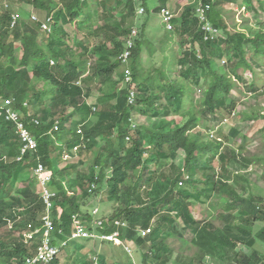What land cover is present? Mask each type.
<instances>
[{
	"label": "trees",
	"instance_id": "16d2710c",
	"mask_svg": "<svg viewBox=\"0 0 264 264\" xmlns=\"http://www.w3.org/2000/svg\"><path fill=\"white\" fill-rule=\"evenodd\" d=\"M16 1L52 18V27L51 34L43 31L24 12L11 28L16 12L8 11L9 4L5 10L0 7V231L9 227L7 233H0V264H25L41 245L45 205L34 190L39 180L32 177L39 164L51 174V243L67 240L76 223L92 235L83 241L94 239L111 249L107 256L94 245L91 262L71 264H106L107 260L135 264L131 246L139 252L140 264H204L208 257L220 264H263L264 253L256 242L264 243V228L255 235L254 227L264 225V197L247 188L245 172L257 161L263 164L264 158L248 157L244 143L236 148L226 144L240 136L237 130L230 129L225 140H210L209 128L200 125L219 110L234 113L236 102L229 95L242 80L239 70L254 75V67L259 66L264 73V24L257 31L244 27L245 32L231 33L222 11L231 0H217L206 14L217 35L205 40L196 2L189 0L179 26L173 19L170 33L178 34L191 51H184L182 58L171 53L167 66L159 60L145 68L143 29L150 15L159 14L169 0H158L159 5L151 7L152 0ZM254 1L245 0L249 11L264 14V0H258V8ZM140 7L145 10L144 24L129 49V88L137 92L135 104L130 105L128 87L120 88L125 66L119 57ZM24 15L28 21H23ZM64 25H73L81 38H74V33L70 40ZM82 53L88 57L84 59ZM89 56L96 57L92 65ZM174 74L177 78L170 80L168 75ZM195 87L202 89L196 102ZM91 98L94 102L88 103ZM8 100L13 103L7 104ZM7 109L16 113L36 141L35 152L21 155L23 144L17 126L6 119ZM259 112L253 117L243 115L244 120L264 119ZM136 116L157 124L131 128L136 124L131 118ZM170 116L180 117L182 123L168 120ZM65 154L70 160L76 158V163L63 160ZM86 154L92 158L84 160ZM178 154L181 168L173 164ZM62 161L68 162L56 171ZM86 161L91 166L87 173L78 167L87 166ZM107 183V199L114 207L121 202L122 207L97 218L92 214L95 207L90 212L84 207ZM215 196L223 221L220 228L195 219L191 212L192 206ZM146 230L150 232L142 236ZM184 232L197 250L186 257L179 253L170 262L175 252L167 239ZM115 234L119 246L101 239ZM58 258L51 264H60Z\"/></svg>",
	"mask_w": 264,
	"mask_h": 264
},
{
	"label": "rangeland",
	"instance_id": "374dc122",
	"mask_svg": "<svg viewBox=\"0 0 264 264\" xmlns=\"http://www.w3.org/2000/svg\"><path fill=\"white\" fill-rule=\"evenodd\" d=\"M189 0H169L167 6L169 7L172 15L175 16L176 19V25L179 26L180 22V16L181 12L183 11V8L186 7V3ZM7 3V4H6ZM9 4L8 11L16 12L14 14H19L20 17H22V10H26V12L29 13V7L26 4H22L21 1L16 0H0V7L4 9L5 5ZM158 0H152L150 2L151 6L158 5ZM253 5L255 7H259V2L254 1ZM25 7V8H24ZM27 7V9H26ZM245 5V0H231L230 3H226L222 7V11L224 10L226 12V21L228 24L229 31L233 33L234 31L239 32H245L244 27L249 28L252 31H257L262 24H264V14L261 11H258L257 13H254L252 11H249V9ZM5 10V9H4ZM20 12V13H19ZM34 12V11H33ZM40 20L45 21L47 19L46 14H42L39 16ZM116 18H119V16H116ZM150 21L147 23L145 28L143 29V38L145 40V48L142 53L141 59H142V66L145 68L151 67L152 64L156 61H161L162 65L167 66L168 60H170V54L172 53L176 58H182V56L185 54L184 51H187L189 53V50L192 48L190 45L184 44L182 40H180V36L178 34L171 33L172 31H166L161 23V20L159 18V15L156 13L154 15H150ZM21 19V18H20ZM136 26L134 28V35L139 33L140 26L143 27L144 24V18L137 17ZM28 21V16L24 15L23 21ZM256 22H259L256 24ZM64 31L65 34L68 35L69 39L71 40V37L74 35V38H78V40L81 38L80 35L76 34V31L74 30L73 25H64ZM135 37V36H134ZM170 40V41H169ZM126 41V40H125ZM151 47V50L149 48ZM126 49V45H125ZM196 50V49H195ZM191 51V50H190ZM82 57L85 59L87 58L86 53L81 54ZM89 62L91 65L94 63L96 57L89 56ZM224 61H227V57L223 58ZM217 64L221 65L222 62L216 61ZM129 65V63H128ZM254 67V65H253ZM255 68V74H251L250 71H241L239 70V75L241 76V81L238 82L236 85L237 88L233 89L229 95L230 100H234L236 102V107L234 109V113L229 114L226 111L219 110L215 115H207L205 117V121L202 122L200 125L202 128H209L208 129V135L209 139L212 140L214 138H220L221 140H225V136L228 135V132L230 129H235L240 133V136L234 139H229L226 144H231L230 146H233L234 148L238 147V145L244 143L247 156L250 158L255 159H263L264 158V119H260L258 121H245L243 115H251L252 117L255 116V114L258 115L260 113L259 111H262L261 113L264 114V73L263 69L259 66L254 67ZM176 70H179V66L176 65ZM170 80L177 78V74L174 75H168ZM235 82V80H234ZM204 88V85H200ZM120 88L126 89V86L122 83L120 85ZM197 88L194 92V101H198L201 98V88ZM254 88V90H252ZM135 89V88H133ZM94 102V100L89 99L87 101ZM166 104V103H165ZM167 105V104H166ZM131 119H134L136 124H131V128H134L135 125H145V126H154L156 125L155 120H151L148 118H141L139 116L132 117ZM168 120H173L177 124L182 123V119L180 117L176 116H170ZM133 122V123H134ZM68 126V125H66ZM263 130V131H262ZM211 136V138H210ZM100 142V146H101ZM6 153V151L4 150ZM179 158L174 161L173 164H175L178 168L182 167V157H180L181 154H178ZM69 158L66 154L64 155V159ZM84 160L92 158V155L86 154L84 157ZM69 163L73 162L76 163L77 159L72 158ZM68 161H62V165L55 167L54 169L57 171L60 168L64 166V164ZM87 166L81 167L78 166L79 169H81L84 172H88L90 169V164L88 161H86ZM214 166H216V169H218L217 163L214 162ZM233 171H237L236 169H233ZM240 173V172H239ZM247 176H249V184L247 185V188H254V193L252 194H260L264 197V163L262 164V161H257V163L253 164L248 171L245 172ZM34 176V173H32V177ZM26 176L25 178H27ZM187 179V175L184 174L183 176V187L187 188V184L185 183V180ZM110 187V184H103L101 187V190H99L98 194L96 196H93L87 205V207H84V211L90 212L93 207L97 208L95 209V212L97 214V218L104 216V215H111L114 213V210L117 208L122 207L121 202L114 207L112 203L107 199L105 191L107 188ZM34 190L37 194H41L42 187L39 184V182L36 183L34 186ZM48 190V189H47ZM190 190V188H189ZM77 191V190H76ZM125 199L124 192L122 193L121 201ZM219 198L213 197L210 202L202 201L201 204H195L191 207L192 215L195 219L199 221H210L212 224L220 228L223 226V221L220 219V204H219ZM86 227V226H85ZM9 227L5 228L4 230L0 231V233H7ZM264 228L263 224H256L254 227V233L259 234L262 229ZM86 229H88L86 227ZM190 234L189 233H181V234H174L171 237L167 239L168 245L171 246L172 250L175 252L174 256L172 257V260L170 262L175 261V256L177 254H181L183 256H191L194 255L196 252V248L193 247L190 242ZM85 240V239H83ZM82 239L73 240L68 244L66 248H62L60 256L58 258L60 264H71V262H79L82 263L84 260H89L91 262V251L93 250L94 245L96 246V250L98 253H105L107 256L111 255V249L108 245L102 244L99 241H95L94 239L90 241H83ZM188 242V245L187 243ZM256 247L264 253V243L261 241L256 242ZM131 257L133 261L136 264H140L141 262V256L137 249L133 246H131ZM246 250L245 248H241V251ZM250 253L247 251V254ZM97 255L98 257L100 256ZM110 258V257H109ZM108 258V259H109ZM96 262L99 263V260ZM218 262H213L209 257L204 260V264H216ZM234 263V262H233ZM106 264H112L110 260H107ZM220 264V262L218 263ZM221 264H230V262H223Z\"/></svg>",
	"mask_w": 264,
	"mask_h": 264
},
{
	"label": "built area",
	"instance_id": "2783aa9c",
	"mask_svg": "<svg viewBox=\"0 0 264 264\" xmlns=\"http://www.w3.org/2000/svg\"><path fill=\"white\" fill-rule=\"evenodd\" d=\"M84 1V0H81ZM131 1V0H127ZM194 0L193 2H196V15L199 21V24L201 26L202 32L206 35L205 40L209 37L213 38L217 35V30L210 24V22L206 18L207 12L210 11L211 6L213 3H216L217 0H206L205 2L203 0ZM8 6H5L7 8ZM145 10L144 8L140 7L136 9V17L144 15ZM19 14H13L11 18V28H14L16 23L20 20ZM159 18L161 20V23L166 31H173V19L175 18L174 15H172L170 9L168 7L161 8L159 13ZM30 19L32 22H37L40 24L41 29L43 31L48 32L51 34V27H52V18L47 17L45 21L40 20L35 14H32L30 16ZM136 35V34H135ZM134 30L131 33L130 36L127 37L125 41L126 49L125 52L119 57L121 59L122 63L124 64V70H123V80L122 83L128 87V103L130 105L135 104L137 92L135 89H130L129 86L132 84V76L131 71L129 70L128 66V60H129V49L134 47ZM13 101H7V104H12ZM6 119L12 121L13 124L17 126V131L19 133V138L21 140V143L23 144V148L21 150V155H23L26 151L29 152H35L37 150V143L34 140V138L26 131L23 124L20 122L18 116L16 113L12 112L11 110H6ZM34 176L39 180V184L42 187L41 192V198L43 201V204L45 205V214L42 218V242L41 245L38 247L37 252L35 255H33L30 258H27L25 260V264H51L55 259H57L60 256L62 248H65L68 246V243H70L73 240L77 239H87L91 238L92 235L86 230L85 226L74 224V227L72 228L70 232V236L67 240L58 242L56 245H53L51 242L52 233H53V223L50 219V210L52 209V197L53 193L50 192L48 189V184L51 180V174L46 171V169L43 167L42 164H39L37 168L34 170ZM48 189V190H47ZM93 215H96L95 210L92 213ZM98 225H100V221L97 222ZM37 232V231H36ZM150 230L142 231L141 235L145 236L146 233H149ZM58 235H62V230L58 231ZM101 239L106 240H112L113 243L117 246L121 245L120 241L116 238V234L112 237H101ZM264 264V262H263Z\"/></svg>",
	"mask_w": 264,
	"mask_h": 264
},
{
	"label": "crops",
	"instance_id": "0c3cea01",
	"mask_svg": "<svg viewBox=\"0 0 264 264\" xmlns=\"http://www.w3.org/2000/svg\"><path fill=\"white\" fill-rule=\"evenodd\" d=\"M6 4H7V3H6ZM186 4H187V3H186ZM158 5H159V4H158ZM5 6H7V5H5ZM28 7H29V10H30V11H29L30 16H31L32 14H35L38 18H40L39 16L42 15V14H39V13L33 12V11H32V10H33L32 7H31V6H28ZM164 7H168V6L166 5V6H164ZM24 8H25V7H24ZM161 8H163V7H161ZM168 8H169V7H168ZM26 9H27V7H26ZM24 12L26 13V10H22V12H21V13L19 12V13L22 14V13H24ZM158 15H159V14H158ZM134 263H135V262H134ZM135 264H136V263H135Z\"/></svg>",
	"mask_w": 264,
	"mask_h": 264
},
{
	"label": "clouds",
	"instance_id": "9594fccd",
	"mask_svg": "<svg viewBox=\"0 0 264 264\" xmlns=\"http://www.w3.org/2000/svg\"><path fill=\"white\" fill-rule=\"evenodd\" d=\"M96 209H97V208H96ZM94 210H95V209H93V211H94ZM93 211H92V212H93ZM96 217H97V214H96ZM96 217H95V218H96Z\"/></svg>",
	"mask_w": 264,
	"mask_h": 264
}]
</instances>
